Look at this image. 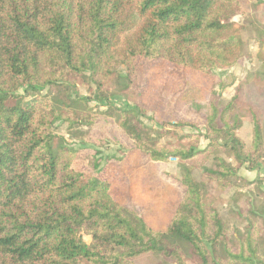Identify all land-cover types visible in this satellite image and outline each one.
Returning <instances> with one entry per match:
<instances>
[{
	"label": "trees",
	"instance_id": "trees-1",
	"mask_svg": "<svg viewBox=\"0 0 264 264\" xmlns=\"http://www.w3.org/2000/svg\"><path fill=\"white\" fill-rule=\"evenodd\" d=\"M240 10L241 0H0V264H264V177L254 187L259 201L235 213L242 230L229 231L219 212L246 195L238 170L259 171L254 108L239 95L221 108L211 102L203 134L193 123L166 124L164 133H196L162 145L142 121L145 109L112 108L107 92L131 89L140 58L206 77L233 67L245 56ZM100 116L130 142L126 156L177 161L185 191L164 231L112 198L106 159L90 143ZM246 121L249 145L237 135ZM58 123L77 147L61 143Z\"/></svg>",
	"mask_w": 264,
	"mask_h": 264
},
{
	"label": "rangeland",
	"instance_id": "rangeland-1",
	"mask_svg": "<svg viewBox=\"0 0 264 264\" xmlns=\"http://www.w3.org/2000/svg\"><path fill=\"white\" fill-rule=\"evenodd\" d=\"M234 21L242 26L245 56L233 67L217 70L212 76L206 77L195 71L172 66L164 60L140 58L133 64V85L130 90L120 93L114 86L107 87L109 103L112 108L117 109L134 106L145 109L143 123L153 135L162 134L160 143L164 145L173 143L175 135L182 136L196 131L185 126L164 133L161 129L163 125L179 121L193 123L197 132L203 134L211 102L221 108L235 95H239L254 108L259 121L263 142L262 160L258 170L264 173V63L257 57L262 55L264 58V5H259L254 0H241V10ZM120 74L125 76V67H121ZM78 92L81 96L87 95L83 90ZM89 106L100 111L106 110L104 103L90 102ZM54 131L59 139H63L61 143L78 146V142L68 137L64 124H56ZM237 135L249 145L252 124L244 122ZM90 143L99 147L102 157L106 159L102 163L105 168L103 177L111 181L112 198L136 212L152 230L164 231L185 191L180 182L177 161L172 158L167 163H152L139 153L126 156L132 146L114 120L107 116H100L96 121ZM205 145L206 141L202 139L199 147L203 148ZM256 172L247 171L245 167L240 168L238 175L245 179V184L237 183V188L246 194L245 197L235 208L228 203L219 208L229 231L243 229V222L235 214L237 209L247 208L248 200L259 201L254 193L259 179ZM200 174V171H196L195 178L198 179ZM260 189L264 192L263 185ZM231 195L232 190L227 191L224 198L227 200ZM82 241L87 245L91 243L88 236H83ZM183 249L189 259L188 250ZM138 264L164 262L160 257H152L139 261Z\"/></svg>",
	"mask_w": 264,
	"mask_h": 264
},
{
	"label": "crops",
	"instance_id": "crops-1",
	"mask_svg": "<svg viewBox=\"0 0 264 264\" xmlns=\"http://www.w3.org/2000/svg\"><path fill=\"white\" fill-rule=\"evenodd\" d=\"M255 3H256V2H255ZM257 4H258V3H257ZM250 173H251V172H250ZM256 174H257V176H258L259 178H263V177H264V173H263L261 170L257 171Z\"/></svg>",
	"mask_w": 264,
	"mask_h": 264
}]
</instances>
